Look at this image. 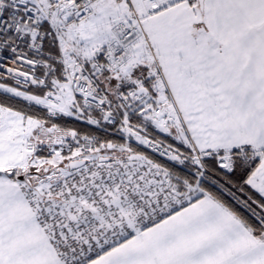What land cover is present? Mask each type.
Returning <instances> with one entry per match:
<instances>
[{
    "label": "snow or ice",
    "instance_id": "6c2138e0",
    "mask_svg": "<svg viewBox=\"0 0 264 264\" xmlns=\"http://www.w3.org/2000/svg\"><path fill=\"white\" fill-rule=\"evenodd\" d=\"M0 264H264V0H0Z\"/></svg>",
    "mask_w": 264,
    "mask_h": 264
}]
</instances>
